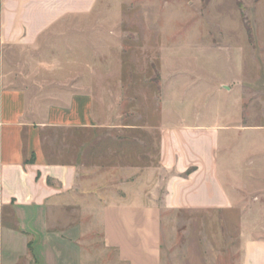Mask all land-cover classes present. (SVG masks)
I'll list each match as a JSON object with an SVG mask.
<instances>
[{
	"label": "rangeland",
	"instance_id": "obj_1",
	"mask_svg": "<svg viewBox=\"0 0 264 264\" xmlns=\"http://www.w3.org/2000/svg\"><path fill=\"white\" fill-rule=\"evenodd\" d=\"M0 56L4 85L28 93L36 123H59L67 111L70 122L81 118L70 104L83 99L85 122L95 128L48 131V144L59 149L65 135L84 141V168L97 173L87 182L95 188L105 183L104 191L108 185L121 191L143 182L152 192L157 176L167 178L156 171L161 131L200 124L241 130L231 133L236 145L229 152L222 147L221 158L236 162L247 187L264 189L251 179L264 176V0H100L33 49ZM140 171L141 181V175L135 179ZM162 194L160 189L155 200ZM246 207L228 223L205 214L164 215L170 225L164 245L172 235L179 238L171 250L175 256L189 253L198 264H241V216L252 225L260 215L252 204ZM85 234L84 264L116 263L115 255L106 256L99 230L86 228Z\"/></svg>",
	"mask_w": 264,
	"mask_h": 264
},
{
	"label": "crops",
	"instance_id": "obj_2",
	"mask_svg": "<svg viewBox=\"0 0 264 264\" xmlns=\"http://www.w3.org/2000/svg\"><path fill=\"white\" fill-rule=\"evenodd\" d=\"M99 1L0 0V51L33 49L60 23L83 17ZM76 99L70 107L81 118L70 122L67 111L59 123H36L28 93L4 85L0 56V264H30L31 259L38 264H84L86 228L101 232L106 256L115 255V264H198L189 253L187 258L171 253L178 237L170 235L166 248L169 223L164 215L205 214L228 223L250 204L260 215L252 225L249 218L245 221L247 215L241 216V264H264V189L247 187L236 162L221 158L222 147L229 152L236 145L231 133L241 130L200 124L165 128L156 171L167 178L157 176L152 192L143 182L121 191L108 185L104 191L105 183L95 188L87 182L97 173L84 168V141L65 135L59 149L49 148L48 131L68 134L95 128L85 122L83 99ZM250 150L253 155L254 147ZM135 177L143 180L142 172ZM251 179L264 184V176ZM160 189L158 202L154 196ZM251 227L260 228L252 232Z\"/></svg>",
	"mask_w": 264,
	"mask_h": 264
}]
</instances>
